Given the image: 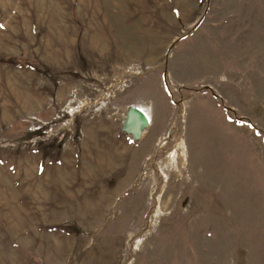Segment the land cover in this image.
Here are the masks:
<instances>
[{
	"label": "rangeland",
	"instance_id": "rangeland-1",
	"mask_svg": "<svg viewBox=\"0 0 264 264\" xmlns=\"http://www.w3.org/2000/svg\"><path fill=\"white\" fill-rule=\"evenodd\" d=\"M0 264H264V0H0Z\"/></svg>",
	"mask_w": 264,
	"mask_h": 264
},
{
	"label": "bare ground",
	"instance_id": "bare-ground-1",
	"mask_svg": "<svg viewBox=\"0 0 264 264\" xmlns=\"http://www.w3.org/2000/svg\"><path fill=\"white\" fill-rule=\"evenodd\" d=\"M134 108H136V110H138V112H141L142 114H143V117H144V119H145V124L147 125V126H150V124H151V118H150V116H149V112L147 113V109H145V108H143V107H134ZM140 114V113H139ZM141 115V114H140ZM142 117V116H141ZM139 118V117H138ZM122 120H125V115L123 116V118H122ZM136 120H138L137 118H136ZM129 122H131L130 123V128H129V130L130 131H135V129H136V127H137V125H136V123L135 122H132V120L131 119H129ZM146 129V128H145ZM144 132V131H143ZM139 133V135L137 136V137H135V138H141L142 136H143V134L144 133ZM133 137V136H132ZM176 148H178L179 150H176ZM176 148L175 149H173V151L171 152V153H169L168 154V156H167V161H168V163H170L172 166H174L175 167V165H176V162H177V160H176V158H175V156L176 155H179V160H180V163L182 164V165H185V163H186V159H185V156H186V153H185V144L182 142V141H180L179 143H178V145L176 146ZM176 168V167H175ZM179 174V173H178Z\"/></svg>",
	"mask_w": 264,
	"mask_h": 264
},
{
	"label": "water",
	"instance_id": "water-1",
	"mask_svg": "<svg viewBox=\"0 0 264 264\" xmlns=\"http://www.w3.org/2000/svg\"><path fill=\"white\" fill-rule=\"evenodd\" d=\"M136 118L138 120H136ZM129 119H131L132 122L136 123L137 127H136L135 131H130L129 130L130 123H131V122H129ZM146 127H147V125L145 124V119H144L143 114L141 112H138V110H136V109H129L125 113V120H123L122 128L124 129V131L126 133L132 135L135 138V137H137L139 135L140 132L142 133L145 130ZM135 139H138V138H135Z\"/></svg>",
	"mask_w": 264,
	"mask_h": 264
}]
</instances>
